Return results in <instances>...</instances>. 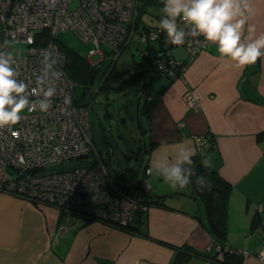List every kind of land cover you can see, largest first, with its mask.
I'll list each match as a JSON object with an SVG mask.
<instances>
[{"label": "crops", "instance_id": "1", "mask_svg": "<svg viewBox=\"0 0 264 264\" xmlns=\"http://www.w3.org/2000/svg\"><path fill=\"white\" fill-rule=\"evenodd\" d=\"M248 4L243 36L252 40L264 34V0ZM249 25L254 31H248ZM174 48L177 59L190 58ZM183 74L167 75L170 80L158 93L144 95L152 97L146 103L150 116L144 128L149 135L147 163L151 167L161 156L175 160L182 147L196 152L197 137L215 136L220 173L233 185L227 241L252 251L237 257L239 264H264L258 256L264 249V57L241 68L209 43ZM188 87L201 97L197 111L183 99ZM153 173L144 179L150 192L165 195L164 204L152 205L131 221L145 218L140 229L148 235L98 219L61 216L52 205L0 190V264H175L178 255L180 260L187 258L182 264H217L184 248L206 250L214 241L196 216L202 211L198 199L174 194L178 188L164 184L157 174V179L150 178ZM257 214L262 223L251 231Z\"/></svg>", "mask_w": 264, "mask_h": 264}, {"label": "built area", "instance_id": "2", "mask_svg": "<svg viewBox=\"0 0 264 264\" xmlns=\"http://www.w3.org/2000/svg\"><path fill=\"white\" fill-rule=\"evenodd\" d=\"M139 4L140 0H0V51H11L13 41L27 44L25 53L13 54L19 78L35 88L45 54L60 73L57 94L47 111L40 110L38 104L32 110L26 108L18 123L0 129V190L34 199L38 204L78 208L98 219L109 218L122 224L130 223L138 212L147 210L137 188L120 187L110 180L102 161L90 162L93 146L89 106L76 101L77 84L66 72V56L58 37L60 31L70 30L90 43V62L92 55L102 53L101 60L91 62L94 65L110 58L102 83L137 31L145 42L142 51L157 50L156 67L160 73L184 77L189 62L209 42L203 36L188 37L181 46L190 58L177 59L172 51L177 46L168 42L159 24L138 29ZM6 41L8 46H4ZM104 45L109 50H104ZM123 75L129 76L128 72L122 73L117 81H122ZM140 89L142 95L148 94L145 79L141 80ZM30 99L36 101L38 97ZM183 99L191 110L201 108L196 89L188 87ZM197 142L199 150L207 146L205 137H197ZM80 157L88 162L74 165ZM213 244L220 249L221 256L230 250L216 242L206 250H211ZM239 252L243 256L253 254L248 249ZM258 256L264 261V249Z\"/></svg>", "mask_w": 264, "mask_h": 264}, {"label": "clouds", "instance_id": "3", "mask_svg": "<svg viewBox=\"0 0 264 264\" xmlns=\"http://www.w3.org/2000/svg\"><path fill=\"white\" fill-rule=\"evenodd\" d=\"M250 11L248 0H163L159 27L166 33L168 42L175 46L184 45L188 37L203 36L205 41L216 45L221 57L243 68L264 57V34L252 40L243 36L249 18L246 13ZM248 31H254V26L249 25ZM8 45L6 41L4 46ZM16 62L11 51H0V129L18 123L26 108L32 110L38 104L40 110L47 111L57 94L60 73L54 69L55 62H50L47 54L35 88H30L29 83L19 78ZM33 96L38 99L33 101L30 99ZM194 155V151L182 147L175 160L161 156L149 172L161 176L173 189L188 187L193 177L201 189H210L211 181L196 175ZM202 163L210 166V161Z\"/></svg>", "mask_w": 264, "mask_h": 264}, {"label": "rangeland", "instance_id": "4", "mask_svg": "<svg viewBox=\"0 0 264 264\" xmlns=\"http://www.w3.org/2000/svg\"><path fill=\"white\" fill-rule=\"evenodd\" d=\"M143 3L144 0H140L139 16L141 19L138 29H144V25L159 24L162 14L161 6L156 3H147L144 5L145 7H143ZM138 32L131 37L129 43L115 60V71L127 70L133 66L135 61L142 60V49L145 42ZM58 37L61 45L65 44L86 56L92 46L70 30L60 31ZM10 48L13 54H23L27 51V44L13 41ZM103 49L109 50L105 45ZM174 50L180 56H186L188 53L183 46L175 47ZM101 58L102 53L97 52L91 56V62L96 63ZM109 63L110 58H107L99 65L96 78L101 77ZM142 79L147 80L148 88L147 86L146 88L150 94L158 93L162 86L170 80L166 74L157 73L155 77L146 76L134 79L121 88L113 86V79L106 81L102 86L99 83H91L86 86L76 85V97L89 105L95 145L100 150L111 178L121 186L141 181L147 163L145 142H149V135L145 132L147 129L144 128L148 126V122L145 113L141 111L147 97L141 94ZM95 89L98 90L94 92ZM84 162H88V159H84ZM159 177L157 175V178ZM150 178L157 179L156 174L153 173ZM163 182L167 183L165 180ZM216 247L217 245L213 244L211 250H217ZM224 253L222 256L218 254V258H222Z\"/></svg>", "mask_w": 264, "mask_h": 264}, {"label": "trees", "instance_id": "5", "mask_svg": "<svg viewBox=\"0 0 264 264\" xmlns=\"http://www.w3.org/2000/svg\"><path fill=\"white\" fill-rule=\"evenodd\" d=\"M153 4L156 3L159 6L163 7V0H145L143 3V7H145V4ZM140 7V6H139ZM139 7L137 11V21L138 23L140 22V16H139ZM60 48L63 50L66 56V63H65V68L66 72L70 76L72 80L75 81V83L80 84V85H90L99 83V85H103L106 81L113 79V86L117 88H121L125 86L127 83H130L132 80L137 79V78H145L146 76L154 77L157 73H160L159 70L157 69V50L156 49H151L148 53H145L142 51L143 58L140 61H135L133 66L127 70L124 71H115V63L112 64V69L108 74L107 80H104L102 83V79L105 78V70L101 77L96 78V75L98 73L99 65H94L92 64L88 57L86 55H83L79 53L78 51L74 50L71 47L66 46L65 44L60 43ZM129 76H124L123 75V80L122 81H117L121 76L122 73L125 74L127 73ZM146 80V79H145ZM119 82V83H118ZM147 82V81H146ZM147 101L142 106V112L145 113V115L148 117L150 116V107L146 105L148 101L152 100L151 98H147ZM76 101L81 102L82 99H79L76 97ZM83 102V101H82ZM86 103V102H84ZM87 104V103H86ZM89 106V105H88ZM89 125H90V131L92 134V127H91V122H90V116H89ZM207 140V146H205L202 150H199L197 148L195 155L192 157L193 162H194V168L197 176H204L206 177L209 181H211V187L210 189L208 187H205L201 189L196 183H195V177H193V182L188 185V187L184 189L178 188L174 194H186L190 195L196 199H198L202 211H197L196 216L200 219L202 224L207 228V230L210 232L214 242L217 244L222 245L223 247L229 246L230 250H234V252H231L230 250L226 251L224 253V256L222 258H218L219 251L217 250H200V249H194L189 246H184V248L187 251H191L195 254L202 255L207 260L213 261L217 264H239L237 260H235L237 257L241 256L242 252H239L242 249L235 248L231 246L228 243V210H229V199H230V194L233 188V185L226 180L220 173L219 170V160L216 156L217 149H216V140L215 136H205ZM92 151H90L91 156V163H96L99 161H102L104 164V159L102 158L100 154V150L97 149L94 139H93V134H92ZM210 161V166L206 167L202 161ZM83 159L82 157L78 158V161H74L73 164H82ZM68 167H70L68 165ZM106 167V165H105ZM148 163H146L145 168H144V176L141 181L139 182H134L129 185H119L117 184L110 176V180L112 182H115L117 185L120 187L124 188H130V187H135L137 188L141 193H142V199L144 201V204L147 206V210L152 206V205H158V204H164V197L165 195H160L157 192H150V187L151 185L148 184L145 181V177L150 174V172H147L149 169ZM107 169V168H106ZM109 173V172H108ZM147 185V186H146ZM33 201L34 199H29ZM35 202V201H33ZM36 203V202H35ZM60 210V215L61 216H66V215H76V216H81L85 217L87 220H94L98 219L97 217L86 213V211H81L78 208H73V209H67L66 207H59L55 204H50ZM147 210H141V212H138V214L146 213ZM135 218V216H134ZM145 218H137L136 223H128V224H121L119 221L113 222L109 218H102L98 219L104 222H109L110 224H113L115 226L127 229L129 231L137 232L143 235H148L145 231H141L140 229V224H142ZM134 220V219H133ZM262 221L257 214L256 217L253 218L251 221V231H255L256 228H258L261 225ZM226 244V245H225ZM172 246V244H168ZM185 251V250H184ZM180 252H183L181 250ZM179 252V253H180ZM232 256H230V255ZM229 255V256H228ZM179 255L176 259L175 264H182L183 262L186 261L187 258L184 260H180Z\"/></svg>", "mask_w": 264, "mask_h": 264}, {"label": "flooded vegetation", "instance_id": "6", "mask_svg": "<svg viewBox=\"0 0 264 264\" xmlns=\"http://www.w3.org/2000/svg\"><path fill=\"white\" fill-rule=\"evenodd\" d=\"M212 243V242H211ZM226 245V244H225Z\"/></svg>", "mask_w": 264, "mask_h": 264}]
</instances>
